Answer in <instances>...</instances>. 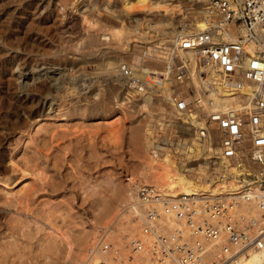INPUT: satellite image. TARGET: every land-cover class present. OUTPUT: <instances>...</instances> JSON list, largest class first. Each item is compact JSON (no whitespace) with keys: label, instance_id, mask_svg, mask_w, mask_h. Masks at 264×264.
<instances>
[{"label":"rangeland","instance_id":"374dc122","mask_svg":"<svg viewBox=\"0 0 264 264\" xmlns=\"http://www.w3.org/2000/svg\"><path fill=\"white\" fill-rule=\"evenodd\" d=\"M58 1L59 0H0V81H4V79L11 74L17 75L36 73L34 76H39V74L44 73V71H40L41 68L48 67H51L50 71L52 68L59 67L60 71H62V73L66 76L64 82L65 85L62 87L63 83L60 84V93L58 90L54 91V89L50 90L51 92H49V97H53L54 101H56L54 102L56 103V106L59 105L61 108L58 106L56 107V110L46 112L49 113V116L47 114V116L38 117L31 127L26 126L25 128L18 126V129H11L10 126L12 123L9 120L6 121V126L1 125L2 123L0 124V136L2 137V135L5 134L4 136L6 137L5 141H3V143L0 145V151L4 156L6 162L5 165L8 164L6 167H8L9 172H7L8 174H6L4 171L0 172L2 173L0 174V177L4 179L8 177L7 179H9L10 175V177L14 178L13 181H17V183L15 182L14 184L13 181L11 182V180L8 181V185L0 184V208H2V210L0 209V223H2V230L0 229V246L14 243L17 244L18 249H20V253L12 254V257L9 256L5 264H47L46 262L48 260H43L39 255L42 252V249L47 248L49 245L54 246L55 244L57 250L53 252L55 254H51L50 256L52 260L55 258L61 259L62 254L60 255L59 252L62 253L64 249V243L66 241L63 238L64 234L71 235L75 238L78 237V234L83 232L82 223L86 222L88 225L90 223L89 221L93 219L92 215L94 211H100L99 205L91 203L92 201L88 198V193H90V191L95 193L98 192L100 193L98 195L103 197L104 194H102V187L107 186L106 183L112 182V185L115 184L114 187H123L126 186L129 179L136 176L135 169L137 163H139V160L136 159L135 148H133L134 145L132 146L133 141L131 140V134L133 130L136 127H140L142 129L145 121L151 120L153 126L156 127H154L155 129L153 130L155 131V134H157V129L160 127V125L174 123L173 119L170 120L171 118L167 115V111L165 110L167 107L166 105L170 101L167 100V97L171 95L170 92L167 94V96H165L163 92L161 94V91L160 94L158 93V95H155L156 91L152 90V93H154V96L152 95L153 98L151 97L152 102L149 103L150 106H147L144 109L141 108L142 102L137 101L136 99V92H132L130 90V93L124 92L125 87L119 83V81L115 80L117 75L112 74L110 76L107 74V71L105 72L107 60L116 64L121 60L126 62L132 60L133 63L131 64L140 70L142 67H147L148 64H150V61L147 58H143L142 52L143 54L152 53V51H154L153 47L147 48V46H154L157 43L159 44L162 42L160 41L162 39L161 37L166 35L160 36L161 34L159 32H154L151 29L149 33L150 39L147 41L142 40V37L138 36L142 32V27H139L138 24L144 21V17L145 19L148 18L151 20L153 18L152 14H155L158 11L159 13L161 12V14H163L162 7H167V5L161 4L160 10L155 9L150 5L147 7V11H145L146 13L139 8L133 9L128 16L125 14L123 16L121 13V19H123V22L127 25V27H129V29H131L128 35V40L123 45L124 47H121L122 49H118L119 47L117 48L115 45L114 53H106L111 51V46L108 47L107 45H94L95 43L97 44V40H99L97 35L102 36L101 33H104L103 30H97V33L92 29L91 32L94 34V38L92 37L94 39V46L87 47L88 49L84 47L87 44V39L83 32L80 31L81 24L79 22L78 12L74 13L71 11L70 7L72 4H76L79 0H69V4L67 3L64 6V14L61 13L62 7L58 8L59 11L56 9V4ZM113 5L115 6V8L112 9L113 11L120 10V6L118 4L114 3ZM181 5L182 6L179 7L180 12L177 14L174 13L172 14V17H169L171 19L170 21L173 23V26L170 28V32H172L174 28L177 30L181 19L189 14L188 12H184L187 8H190L191 4ZM83 9L85 14H88L94 9V7L91 4H88L87 8ZM153 11L155 13H153ZM95 13V18L97 17V21H99L98 24H96L98 25L97 28H99V26L104 27L103 25L106 27H110L111 25L115 26L114 21L117 20L109 17V13L107 11L102 9L100 11L96 10ZM192 20L193 17L188 23L193 24ZM167 40H169V38H167L166 41ZM102 42L103 41L100 43ZM103 43H105V41ZM134 46H136L139 51L132 53ZM90 50L92 52H90ZM126 50L131 52H127ZM129 53L132 54L133 57L130 56ZM136 58H140V61H138ZM144 62H146V64L143 65ZM10 68H14L12 72H10ZM32 68L36 69V71H32ZM16 72L17 74H15ZM194 85L197 86V84ZM68 87H70L69 91L67 89ZM162 88L163 87L161 86V89ZM66 91H68V94ZM63 93H66V96ZM70 105H74L73 107H77L78 105L77 108L79 109L81 116L79 115L78 110L74 112L75 114L72 113L73 111L69 112L68 110L73 108L70 107ZM109 108H112V110L114 109V111H112L110 114L108 112ZM3 110L4 109L0 107V114L4 113ZM161 114L163 118L166 117L164 118L166 121L165 123L160 122L163 121V118L162 120H160L161 118L158 120V117H161ZM8 125L9 129L11 130L8 129ZM41 127H43L45 131L50 133L52 132L57 136L51 141L49 135L47 137V134L45 133H38V128ZM73 133H76V135ZM43 134L48 138V142L45 144L41 142L40 144V140H42L44 137ZM34 140L37 142L35 143ZM53 140L57 142V144H54ZM50 141L52 142V146L54 148L50 147L51 145L48 146V144H51ZM36 144L38 148H36ZM25 145H27V147ZM46 145L49 147L48 149H52L48 151L46 149ZM57 146L60 147L57 148ZM26 148H28V150ZM39 148L42 149L41 152L39 151L40 153L38 152V150H40ZM65 148L67 149V152ZM45 149L48 152H46ZM58 149L64 154L61 155L60 151L57 153ZM40 162L43 165L40 164ZM15 167L16 169H14ZM35 172L38 173L36 174ZM35 175L38 176L36 177ZM197 175L201 176L202 173L198 171ZM54 176H56V178ZM84 180H87V182ZM88 181L90 182V186ZM75 189L77 192H75ZM51 191L53 192L51 193ZM24 197L25 199H23ZM100 197H98L99 203L101 199ZM20 198L21 202H18ZM22 199L24 203L22 202ZM26 199L27 202L25 201ZM88 201L91 203V205ZM25 202L27 204L29 202V205H26V207L24 206ZM8 204L11 205L9 206ZM59 209L60 211H58ZM14 214H16V217ZM47 217L48 220L45 219ZM13 221L17 222L18 228H20L22 223H24L26 227H24L25 229H20V231L17 230V233L14 234V237H11L9 230L13 224L9 226L10 228L8 227L9 230H6L8 229V225L6 226V224H10ZM14 225L16 226V224ZM34 234L36 235L34 236ZM36 239H38V241ZM26 248H29V254L27 253V256L24 254L25 256L20 258L19 255L25 253L26 250L24 249Z\"/></svg>","mask_w":264,"mask_h":264},{"label":"built area","instance_id":"2783aa9c","mask_svg":"<svg viewBox=\"0 0 264 264\" xmlns=\"http://www.w3.org/2000/svg\"><path fill=\"white\" fill-rule=\"evenodd\" d=\"M194 1L208 2L221 23L188 31L192 17L185 14L177 28L176 45L157 49L164 63L155 69L144 68L142 76L131 69L133 61L129 60L122 66L123 78L130 91L153 90L155 95L160 94L162 84L171 81L176 111L188 120L183 127H192L196 117L194 122L206 125L197 134L208 169L213 171V184L233 180L238 190L171 198L143 187L131 207V218L148 241L130 238L124 255L111 243L110 232L103 230L88 246L83 264H241L251 252L264 254V0ZM242 30L244 36L239 33ZM246 44L252 46L253 55L245 50ZM188 51L195 52L199 78L204 79L205 66H213L221 80L253 86L252 96H240L233 108L219 106L208 112L197 107L201 98L193 88ZM192 112L195 118H190ZM173 129L184 137L181 128ZM166 133L167 128L160 130ZM203 157L192 161L190 169ZM232 168L237 173L232 174Z\"/></svg>","mask_w":264,"mask_h":264},{"label":"bare ground","instance_id":"6f19581e","mask_svg":"<svg viewBox=\"0 0 264 264\" xmlns=\"http://www.w3.org/2000/svg\"><path fill=\"white\" fill-rule=\"evenodd\" d=\"M68 2H69V0H59L56 4L57 11H59V9H58L59 7H62L61 13L64 14L63 9L65 11L64 6ZM167 2H168V4H167ZM114 3H116L120 6L119 11H113L112 10L113 8H115V6L113 5ZM88 4H91L94 7V9L93 10L91 9L92 10L91 12H89L88 14H85V11L83 8H87ZM161 4L167 5V7H162L163 8L162 9L163 14H161V12L159 13V11L156 13L153 11V13H155V14H152L153 18L151 20L148 18L145 19V17H144V21L142 23L138 24L139 27H142V29L140 28L142 30V32H141V34L138 35L139 37H142V40L147 41L148 39H150L149 33H150L151 29L154 32H159L161 34L160 36L166 35V36L161 37L162 39L160 41H162V42H160L159 44L157 43L156 45L152 46L154 49V51H152V53L143 54V52H142L143 58H147L150 61V62L148 61L150 64H148L147 67H142V69L140 70V69H137L135 66H133V64H132V66H130L134 72H137L143 76L145 74L144 68L155 69L156 67H159L164 63V55L159 54L160 52L157 51V49L163 48V49L167 50L169 47H172V44L174 45L176 43L175 40H176L177 30H176V28H174V30L172 32H170V28L173 26V23L170 21L171 19L169 17H172V14H174V13L177 14L178 12H180L179 7L182 6L181 4H185V5L191 4L190 8L189 9L187 8L186 11L184 12V13H187V12L191 13V17H193V20H192L193 24L188 23L186 25L188 31H193V30L200 31V30H204L207 27L206 25H208V24H210L211 26H216V25L221 23V19L214 13L213 8L211 7V5L208 2L207 3L201 2V1L195 2L194 0H79L76 4H72V6H70V7H71V11H73L74 13L78 12L79 22L81 24L80 31L83 32V34L86 36V39H87L86 40L87 44L84 47L87 48L90 46L93 47L94 45H96V46L107 45L108 47L111 46L110 47L111 51L108 50L109 52H106V53H110V52L114 53V49H115L114 46L115 45L117 48L119 47L118 49H120L121 47H124L123 45L128 40V37H129L128 35L130 33V30H131L123 22V19H121L120 14L122 13L123 16H124V14L128 16V15H130L131 11L135 8H139L140 10L145 12V11H147V7H149L150 5L153 6V8L160 10ZM80 5H81V7H80ZM82 9H83V11H82ZM102 9L109 13L108 14L109 17H112L113 19L117 20V21L113 20L115 26L111 25L110 27L109 26L106 27L105 25H103L105 28L100 27V26H99V28H97L98 25H96V24H98L99 21H97V17L95 18V16H96L95 12H96V10L100 11ZM60 10H61V8H60ZM89 11H90V9H89ZM92 29L94 32H97V33H98L97 30H103L104 31V33H101L102 36L97 35V37H99L98 39L100 41L97 40V44L95 43L94 45H93L94 34H92L93 32H91ZM105 29H107V30H105ZM97 33H95V34H97ZM239 33L243 36L245 34L244 30L239 31ZM235 34H236V32H235ZM167 38H169V40L166 41ZM95 41H96V39H95ZM101 41H103V42L105 41V43H103V42L100 43ZM155 46H157V47H155ZM244 48H245V50H248L251 55H253V50H251L252 46L250 44H246L244 46ZM98 51H97V53H98ZM138 51H139V49L136 48V46H134V50L132 51V53H135ZM90 52H92V51L90 50ZM127 52H131V51H127ZM129 55L132 56V54H130V53H129ZM133 55H135V54H133ZM185 55H188V60H189L188 68H189L190 74L192 73V83L194 82V84H197V86L193 84V86H194L193 88H195V90H196L195 93L197 95H199V97L201 98L200 103L198 104L197 107L201 106L202 109H204L208 112L217 109L219 106L226 108V109L227 108H233L237 104V102L239 101L240 96H241V98L244 95H248L249 97L252 96L251 93L253 90V86L247 84L246 82H240V81H237V85L229 84V83H227V81L221 80L222 77L220 76V74L217 73V70L215 68H213V66L212 67H206L205 66L206 75H205L204 79L199 78V76L197 74L198 65H197V58H196L195 52L194 51H188L185 53ZM135 56H138V55H135ZM136 59L138 61H140V58H136ZM128 62L121 60L120 62H118L116 64L112 61L107 60L105 72L107 71V74L110 76L112 74L117 75L115 80L119 81V83H121L125 87L124 92L130 93L128 87L126 86V83H128V81L125 78H123V73H122V66H125L126 64H128ZM37 68H38V66H37ZM50 68L51 67L41 68L40 71L41 72L44 71V73L39 74V76H34V74H36V73L17 74V72H16L15 74H17V75L11 74L10 76L6 77L4 79V81H2V80L0 81V86L2 88V89L0 88V107L2 109H4L3 110L4 113L0 114L1 115L0 124L2 123L1 125L6 126V121L9 120L12 123V125L10 126L11 129H15L18 126L25 127V128H26V126L31 127V125L34 124L35 120L38 117L47 116V114L49 116V113H46V112H51L52 110L53 111L56 110V107H58L59 105L56 106V103H54L56 101H54L53 97H49V92H51L50 90H52V89H54V91L58 90V92H59V89L61 87L60 84L63 83L62 87H63V85H65L64 82H65L66 76L62 73V71H60L59 67L58 68H52L51 71H50ZM13 69L10 68V72H12ZM201 69H203V68L200 67V70ZM33 70L36 71V69L32 68V71ZM67 77H69V76H67ZM170 82L171 81H169L168 84H162L163 88L160 89L161 94L163 92V94L165 96H167V94L170 92V88H169ZM188 84H190V82L185 83L184 87H186ZM69 88L70 87L67 88L68 91H69ZM181 89H184V88H181ZM68 91H66V93ZM178 91H181V90L179 89ZM132 92H136V94H138V95L135 94V96H136L137 101L142 102L141 108L145 109L147 106H150L149 103L152 102L151 97H152V95L154 96V93H152L153 92L152 90H145L144 92H137V91H132ZM66 93H63V94L65 95ZM170 93H171V95L169 97H167L168 98L167 100L168 101L170 100V101H169V103L167 102L168 104L165 103V104H167L166 105L167 107L165 108V110L167 111V115L171 118L170 120L173 119L174 123L170 122L173 124H164V125L162 124V125H160L162 127H159L157 129V134H155V131L153 129H155L156 127L153 126V123L151 120H148V121H145V124L143 125L142 129L140 127H136L131 134V136H132L131 140L133 141L132 146L134 145L133 148H135L136 159L139 160V163H137L136 169H135L136 176L134 178L129 179L126 186H123V185H122L123 187L119 186L120 188L114 187L115 184L112 185V182H108V183L105 182L107 186L102 187V192H103L102 194H104L103 197H100L98 195L100 193H98V192L95 193L93 191H90V193H88L89 194L88 198L91 199V201H92L91 203L99 205L100 211H98V212H97V210H96V212L94 211V213L92 215L93 219L91 221H89L90 223L88 225L86 224V222L85 223L81 222L82 226H83L82 227L83 232L79 233L78 237L75 238V237H72L71 235L64 234L63 238L66 241L64 243V249H63L62 253L59 252L60 255L62 254L61 259L55 258L52 260V258L50 256L51 254H55L53 252L55 250H57L56 244L54 246L49 245L47 248L42 249V252L40 253L39 256L43 260H48L46 262L47 264H83L84 260L86 258V252H87L88 246L91 244L92 240H94L97 237V235L103 230L110 232L108 234L111 237L110 238L111 243L113 244V246H117L118 248H120L121 252H123L124 255H126V253L128 252L126 247H125L126 246L125 244L130 238L138 237V238L142 239L143 241L147 242L148 237L143 234L141 228L139 227L138 222L132 220V218H131L132 217L131 216V214H132L131 207H132V205H135V202L138 200V194L140 192V189L143 187L150 186V187L154 188L157 192H159L163 195L169 196L171 198H176L180 195H182V196H190V195L194 196V195H196L195 197H197V196L203 195V194H207V195L208 194H211V195L232 194L238 190V188H237L238 185L233 180L226 181V183H222V184H218V183L213 184L212 183L211 175H212L213 171H212V169H208V166H207L208 161H206V158L203 157V156H205L203 154L204 148L202 146V143L199 141L198 134H197V131L199 130V128L205 127L206 125L203 121H200V124L194 122L197 120V117L195 118L196 114L194 112H192L190 114V118H195L194 121L191 122L193 126L192 127L191 126L183 127V123L188 121L187 117L179 116V114L175 108L176 107L175 102H176L177 97H172V93H173L172 90ZM111 94H112V92H111ZM176 95H179V94H176ZM187 99H188L189 103L192 102L190 98H187ZM209 100L211 102L210 104H208ZM100 103H102V102H100ZM75 105H76V103H75ZM73 106L74 105H72V106L70 105V107H73ZM106 106H108V105H106ZM77 107H78V105H77ZM77 107L70 108L68 111L69 112L73 111L72 113H74L77 110L79 111V109ZM112 108L108 109L109 114L112 113V111H114V109L112 110ZM163 110H164V108H163ZM65 112H66V110H65ZM45 113H46V115H45ZM78 113L80 115V111ZM148 115H150V114H148ZM162 118L163 117L161 114V117H158V120L159 119L162 120ZM164 118H166V117H164ZM164 118H163V121H160V122L165 123L166 121L164 120ZM167 119H169V118H167ZM150 122H151V124H150ZM174 127L181 128V132H182L181 136H184V137L181 138L179 135L174 134L173 133ZM166 128H167V133L165 135L160 134V130L162 131L163 129H166ZM8 129H9V125H8ZM11 129H9V130H11ZM55 131H57V130H55ZM40 132L47 134V137L49 135L51 141H52V139H54V137L57 136L56 134L54 135L52 132L50 133V132L45 131L43 129V127L38 128V133H40ZM76 133H73V134L76 135ZM6 134H7V130H6ZM4 135H2V137L0 136V145L6 139V137ZM47 137L44 135V137L42 138V140H40L39 143L41 144V142H43L45 144L46 142H48ZM67 137H65V138H67ZM110 140H112V139H110ZM28 141H29V139H28ZM32 141H31V143H32ZM36 142L37 141H35V143ZM53 142H54V144L55 143L57 144V142H55L54 140H53ZM171 144H172L173 148L170 147ZM49 145H51L50 147H53L52 142H51V144H48V146ZM25 146L27 147V145H25ZM42 146H43V144H42ZM48 146L46 147V149L49 151L52 148L48 149L49 148ZM59 147L57 146V148H59ZM36 148H38L37 144H36ZM71 148H73V147H71ZM26 149L28 150V148H26ZM41 150L42 149L38 150V152L39 151L41 152ZM47 150H46V152H48ZM34 151H35V149H34ZM59 151L60 150L58 149L57 153H59ZM46 152H44V153H46ZM66 152H67V149H66ZM60 153H61V151H60ZM62 154H64V153H61V155ZM81 155H83V154H81ZM40 156H41V154H40ZM73 156H74V154H73ZM201 157H203V161L197 162L196 167L194 169H190L189 164L192 161L200 159ZM24 159H22V160H24ZM68 159H71V158H68ZM61 160H62V158H61ZM5 164H6V162H5L4 156H3L2 152L0 151V172L4 171L6 174H8L9 173L8 167H6L8 164L7 165H5ZM25 164H26V162H25ZM40 164H42V163L40 162ZM45 164H46V162H45ZM59 165H61V164H59ZM34 168H36V167H34ZM14 169H16V167ZM54 169H56V168H54ZM12 170H13V167H12ZM193 170H196V171H193ZM188 171H189V173H187ZM198 171H200L202 173L201 176L197 175ZM214 171H221V169H215ZM230 171L233 172L232 174H234V173H237L238 169L232 168V169H230ZM0 174H2V173H0ZM46 176H47V173H46ZM54 177L56 178V176H54ZM7 178L8 177H6L4 179V178L0 177V184L8 185L9 180H11V182L14 180V178L10 177V175H9V179H7ZM44 179H46V178H44ZM208 179H210V181ZM58 180H59V178H58ZM84 181L87 182V180H84ZM15 182L17 183V181H13V184ZM69 182H70V180H69ZM35 183H36V181H35ZM38 184H39V182H38ZM29 186H32V185H29ZM89 186H90V182H89ZM80 191H81V189H80ZM11 192H13V191H11ZM52 192L53 191H51V193ZM75 192H77L76 189H75ZM85 192H86V190H85ZM18 194H19V192H18ZM26 194H27V192H26ZM35 194H36V192H35ZM16 196H17V194H16ZM112 196H113V198H112ZM63 197H65V196H63ZM98 197L101 198L100 203L98 201ZM23 199H25V197ZM23 199H22V202L24 203ZM27 199L25 200L26 202H27ZM29 199H31V198H29ZM13 200H11V201H13ZM37 200H35V201L38 202ZM19 201L21 202V198H20V200H18V202ZM26 202L24 205L25 207H26V205L27 206L29 205L30 201L28 202V204ZM43 202H45V201H43ZM62 203H63V201H62ZM91 203H90V205H91ZM18 204H21V203H18ZM100 204H102V205H100ZM1 205H3V204H1ZM8 205L10 206L11 204H8ZM21 205H23V204H21ZM64 205H66V204H64ZM34 206H36V205H34ZM14 207H15V205H14ZM99 207H97V208H99ZM58 208H59V206H58ZM0 209L2 210V208H0ZM7 211H8V209H7ZM58 211H60V209ZM34 212H35V210H34ZM15 215L16 214H14V216ZM51 217H53V216H51ZM21 219H22V217H21ZM35 219H36V217H35ZM45 219L48 220V217ZM14 224H16V226ZM1 225H2V223H0V229H1ZM6 226H7V228L9 226H11V228L9 227L10 230H9V228L6 229V230L10 231L11 237H14V234L17 233V230L20 231V229L26 227V225L24 223H22L20 228H18L17 222H14V221L11 222L10 224L7 223ZM1 230H0V232H1ZM26 230H28V229H26ZM23 232H24V230H23ZM35 235L36 234H34V236ZM32 237H33V235H32ZM16 238H18V237H16ZM36 240L38 241V239H36ZM21 241H22V239H21ZM34 248H35V246H34ZM28 249L27 248L24 249V250H26V252L20 254L19 255L20 258L25 256V255L27 256L29 254L28 252H30V251ZM16 253H20V249H18L17 244L11 243V244H6V245H1L0 246V264H5L6 260L9 258V256L12 257L13 256L12 254H16ZM30 256H31V253H30ZM35 258H36V256H35ZM30 259H33V258H30ZM241 264H264V254H262L260 252H251L250 256L248 258H246L244 261H242Z\"/></svg>","mask_w":264,"mask_h":264}]
</instances>
